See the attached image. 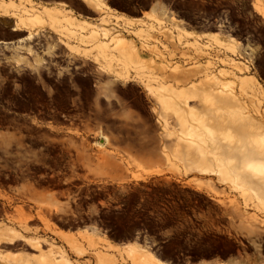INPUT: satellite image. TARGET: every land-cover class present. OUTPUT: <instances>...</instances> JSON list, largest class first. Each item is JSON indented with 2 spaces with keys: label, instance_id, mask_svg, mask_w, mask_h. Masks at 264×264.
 <instances>
[{
  "label": "rangeland",
  "instance_id": "374dc122",
  "mask_svg": "<svg viewBox=\"0 0 264 264\" xmlns=\"http://www.w3.org/2000/svg\"><path fill=\"white\" fill-rule=\"evenodd\" d=\"M143 1L144 8H151L143 9L142 18L128 17L140 16V9L113 10L100 0L102 4L97 1L94 8L95 24L83 27L65 19L61 26L51 20L50 27L65 38L62 49L67 59L78 66L71 69L74 75L63 73L61 79L73 83L75 89L48 93L53 103H60L63 113L75 114L83 122L77 149V161L83 166L80 177L94 179L103 193L113 195V202L108 203L124 204L114 209L119 215H110L125 228L138 225L139 218L150 226L149 212L157 199L167 204L173 196L190 191L212 196L217 207L207 214L227 217L224 230L245 236L254 246V253L247 257L263 258L264 175L247 170L246 163L264 164L260 152L264 153V0ZM172 1L179 17L191 24L187 28L191 33L177 29L183 23L164 5ZM22 13L38 12L23 9ZM215 18H221L223 26L217 27ZM161 20L175 24L179 42L181 37L193 38L189 44L193 54H187L186 61L172 62L171 55L156 49L152 22L165 23ZM42 27L41 20L29 23V30ZM116 27L125 34L116 33L122 36L115 44ZM141 29L152 30L153 41L139 40ZM161 33L165 38L168 34L170 41L169 29ZM126 38L132 39L133 51L124 48ZM200 39L206 43L201 44ZM149 43H153L152 52L142 47ZM125 50L127 55L132 53L131 58ZM194 68H198L196 77L177 78L178 73ZM214 75L220 81H213ZM206 80L205 85H198ZM242 85H246L244 92ZM229 93L238 98L229 100L225 96ZM125 142L127 146L151 143L154 154L144 152L136 157L119 147ZM22 220L15 219L20 229L25 227ZM59 235L72 257L54 247L52 240L48 241L50 249L43 251L41 244L46 239L31 229V237L24 241L38 255L32 254L29 260L0 250V264H160L136 245L118 248L88 233ZM22 238V230L0 228V242Z\"/></svg>",
  "mask_w": 264,
  "mask_h": 264
},
{
  "label": "flooded vegetation",
  "instance_id": "af4514ba",
  "mask_svg": "<svg viewBox=\"0 0 264 264\" xmlns=\"http://www.w3.org/2000/svg\"><path fill=\"white\" fill-rule=\"evenodd\" d=\"M172 3L164 5L177 21L191 26ZM23 9L34 8L0 2V228L22 230L25 236L0 242V250L12 256L19 252L28 258L38 255L24 241L31 237V229H37L46 239L41 244L43 251L50 249L48 241L52 240L54 247L71 257L59 233L98 235L118 248L136 245L160 264H223L222 255L252 258L247 257L254 253L250 240L224 230L227 217L207 214L217 205L209 208L205 193L190 191L173 196L167 204L157 199L149 212L150 226L142 218L133 227L118 224L111 215H119L114 209L124 204L108 203L113 202V195L103 193L94 179L80 177L83 166L77 161V149L83 122L75 114L63 113L48 93L75 89L73 83L61 79L63 73L74 75L71 69L78 66H72L74 61L62 49L64 40L46 23L41 29L29 30V23L18 18ZM213 22L223 26L221 18ZM19 217L25 219V230L15 224ZM224 241H228L227 248Z\"/></svg>",
  "mask_w": 264,
  "mask_h": 264
},
{
  "label": "crops",
  "instance_id": "0c3cea01",
  "mask_svg": "<svg viewBox=\"0 0 264 264\" xmlns=\"http://www.w3.org/2000/svg\"><path fill=\"white\" fill-rule=\"evenodd\" d=\"M6 1V0H0V2ZM8 2H17V5H28L30 7H33L34 9H37V14L35 13H27L25 16L23 14L19 15L18 18H20L22 21L26 20L31 22H39L41 20L42 22L46 23L49 27L51 24L52 19H56L57 21L61 22V26H63V20H71L75 25L83 26L84 25H91L95 24V15H94V8L97 3V1L100 3V0H7ZM101 2L106 5L107 8L113 9V10H120L124 8L129 9H140L139 14L143 11V9H146L147 11L150 10V6H147V8H144L143 0H101ZM100 3V4H102ZM165 16V15H164ZM35 17V18H34ZM37 17V18H36ZM131 19H137L142 18V13L140 16L136 15H129L128 16ZM21 21V23H22ZM23 24V23H22ZM179 24H177V29H181L178 27ZM183 30V29H182ZM50 32V30H47ZM188 33H191L188 31ZM105 34V33H104ZM103 34V35H104ZM61 36L62 40H65L63 34H59ZM85 36V34L83 35ZM122 36L120 34H114V43L116 44L117 37ZM139 36V40L143 38L144 39H151L152 40V30L150 29H141L140 33L137 35ZM169 35L167 34L166 38ZM127 43L124 45V48H128L127 45L129 42H133L132 39H126ZM147 40V42H148ZM170 41L171 38H170ZM142 43V42H141ZM135 44V43H134ZM153 43H149V45L143 44V48H149L150 52H152V46ZM116 46V45H115ZM156 46V45H154ZM138 47V46H137ZM156 49H159L158 46H156ZM140 48V47H138ZM160 50V49H159ZM126 52V50H125ZM160 54H154V57H158ZM127 56V52H126ZM152 56V55H151ZM152 56V57H153ZM201 68V67H200ZM202 69V68H201ZM139 89H142V87L139 86ZM127 135H125L126 137ZM119 147H124L126 150H128L131 154H133L136 157L142 156V153H147L148 155L154 154L153 152V146L151 143L149 144H139L138 142H134L130 144V146H127V142L120 144ZM209 198L206 199V202L209 206V208H212L214 205H217L216 199H214L212 196H208ZM9 254V253H6ZM11 255V254H10ZM23 256L26 258V255H23L21 252L14 254L13 256ZM31 258V255L29 256V260ZM237 258H223L220 263L223 264H264V257H252L247 258V260H236ZM219 264V262H218Z\"/></svg>",
  "mask_w": 264,
  "mask_h": 264
},
{
  "label": "built area",
  "instance_id": "2783aa9c",
  "mask_svg": "<svg viewBox=\"0 0 264 264\" xmlns=\"http://www.w3.org/2000/svg\"><path fill=\"white\" fill-rule=\"evenodd\" d=\"M162 21V20H161ZM162 22H165L164 20ZM153 23V33L155 34V37L157 41H155L160 49V51L168 56L171 55V61L176 62V61H181L183 62L184 60L186 61V55L187 54H193V47L190 46L189 44L192 42L191 37H181L180 42L178 41V34L179 32L175 29V24L173 22L166 21L165 23H156L155 21ZM169 29V34L171 36V40L169 41V38H165L164 35L161 33V31L164 29ZM179 28H182L184 30L191 31L187 29L184 25L180 24ZM160 40V42L158 41ZM201 44L206 43L205 40H199ZM210 54L213 53L212 50L209 51ZM213 57V61H216L217 58L214 57V53L211 54ZM204 57V56H203ZM201 57V61H204L205 58Z\"/></svg>",
  "mask_w": 264,
  "mask_h": 264
},
{
  "label": "bare ground",
  "instance_id": "6f19581e",
  "mask_svg": "<svg viewBox=\"0 0 264 264\" xmlns=\"http://www.w3.org/2000/svg\"><path fill=\"white\" fill-rule=\"evenodd\" d=\"M114 24V23H113ZM112 26H116V25H111L110 27H112ZM109 27V26H108ZM112 28H114V27H112ZM114 34H116V33H121L119 30H117V27H116V29H114V32H113ZM123 33L125 34V31H123ZM123 33H121L122 35H123ZM102 36H103V33H102ZM104 37V36H103ZM108 37L106 36V37H104V39H107ZM133 38H135V37H133ZM127 39V38H126ZM118 40V39H117ZM158 46V45H157ZM127 47L128 48H131L130 50L131 51H133V49H134V46L129 42V44L127 45ZM127 57H129V58H131L132 57V53L131 52H129V54L127 55ZM200 60H201V58H200ZM197 69L198 68H194L193 70H191V71H188V72H180V73H178V76H177V78L179 79L180 77H183V78H186L188 75L191 77V76H197L196 75V71H197ZM182 78V79H183ZM213 81H220V78L217 76V75H214V77H213ZM212 81V82H213ZM204 83H208V81L206 80V81H202V82H200V84H198L199 86H202V85H205ZM245 86L246 85H242L241 87H240V90L241 91H245ZM223 95V96H222ZM225 96H227L228 98H229V100H233V99H236V98H238L237 97V95L235 94V93H229V94H226ZM220 97H224V94H220ZM104 140V139H103ZM261 141H264V140H261ZM255 151V150H254ZM250 152H253V151H250ZM256 152V151H255ZM260 152H261V154L263 155L264 153H262L263 152V150H260ZM258 155V154H257ZM246 165H247V167H246V169L248 170V169H254V171L256 172V171H258L257 173H260V172H262V175H264V164H252L251 162H247L246 163ZM256 173V174H257ZM261 175V174H260ZM261 201H263L264 202V200L262 199ZM128 250L130 251V252H132L133 253V250H132V248H128ZM50 253V252H49ZM130 255V254H129ZM61 260H63V259H61ZM66 264H68L67 262H66Z\"/></svg>",
  "mask_w": 264,
  "mask_h": 264
}]
</instances>
